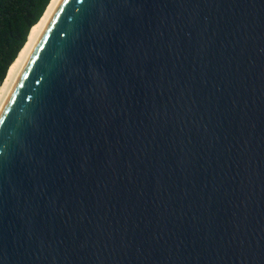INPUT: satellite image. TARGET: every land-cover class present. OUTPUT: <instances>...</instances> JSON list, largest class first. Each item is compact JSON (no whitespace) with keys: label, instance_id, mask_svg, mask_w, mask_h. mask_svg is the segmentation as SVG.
<instances>
[{"label":"water","instance_id":"1","mask_svg":"<svg viewBox=\"0 0 264 264\" xmlns=\"http://www.w3.org/2000/svg\"><path fill=\"white\" fill-rule=\"evenodd\" d=\"M0 264H264V0H61L0 109Z\"/></svg>","mask_w":264,"mask_h":264},{"label":"trees","instance_id":"2","mask_svg":"<svg viewBox=\"0 0 264 264\" xmlns=\"http://www.w3.org/2000/svg\"><path fill=\"white\" fill-rule=\"evenodd\" d=\"M50 0H0V85Z\"/></svg>","mask_w":264,"mask_h":264},{"label":"bare ground","instance_id":"3","mask_svg":"<svg viewBox=\"0 0 264 264\" xmlns=\"http://www.w3.org/2000/svg\"><path fill=\"white\" fill-rule=\"evenodd\" d=\"M60 1L61 0H50L41 17L35 24L31 26L27 35L26 42L18 52L16 58L10 64L6 77L0 85V109L19 70L25 63L27 57L29 56L34 46L37 44L46 24L48 23L49 19L51 18Z\"/></svg>","mask_w":264,"mask_h":264}]
</instances>
